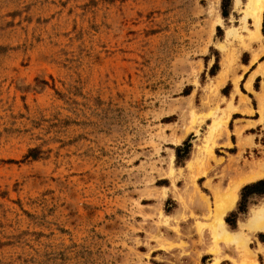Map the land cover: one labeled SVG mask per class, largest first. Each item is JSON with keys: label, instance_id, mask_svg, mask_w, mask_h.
<instances>
[{"label": "rangeland", "instance_id": "1", "mask_svg": "<svg viewBox=\"0 0 264 264\" xmlns=\"http://www.w3.org/2000/svg\"><path fill=\"white\" fill-rule=\"evenodd\" d=\"M247 10L0 0V264H241L214 202L261 173L224 222L264 179V4L257 34ZM249 203L224 228L264 264Z\"/></svg>", "mask_w": 264, "mask_h": 264}, {"label": "bare ground", "instance_id": "2", "mask_svg": "<svg viewBox=\"0 0 264 264\" xmlns=\"http://www.w3.org/2000/svg\"><path fill=\"white\" fill-rule=\"evenodd\" d=\"M263 4H264V0H248L247 15L250 16L253 20L252 24L256 34L260 26ZM260 176L261 173L257 172L256 174L251 175L249 177L240 178L225 193L219 196H215L214 211H215L216 219L214 221V225L219 226L221 228L219 234H217V240L222 241V243L224 244L232 245L239 248L240 250H242L244 256L248 252L246 245L242 243L239 236L236 234L237 232L233 233L224 228L223 216L228 211H231L235 206L239 186L241 184H244L245 182H251L252 180L259 178ZM247 228L249 230L262 231L264 229V221L261 218L254 217L247 224Z\"/></svg>", "mask_w": 264, "mask_h": 264}, {"label": "trees", "instance_id": "3", "mask_svg": "<svg viewBox=\"0 0 264 264\" xmlns=\"http://www.w3.org/2000/svg\"><path fill=\"white\" fill-rule=\"evenodd\" d=\"M222 15L224 17H226V12L222 11ZM257 80H259V79H257ZM228 86L229 85H227L226 88ZM176 156L180 157V153H179L178 148L176 149ZM27 157H31L34 159L35 155H34L33 151H30L28 153ZM253 197H260V198L264 197V179H261V180L255 181L253 183L247 184L240 189L239 200H238V203L236 205L235 211L230 212L224 218V222L230 230H235L237 228L238 220H240L242 217H244L248 214V211H249L248 208L250 205L249 200H250V198H253ZM258 239L261 243H264V234L259 233ZM204 259H205V257L202 258V262L204 261ZM260 263H261V261H260Z\"/></svg>", "mask_w": 264, "mask_h": 264}, {"label": "crops", "instance_id": "4", "mask_svg": "<svg viewBox=\"0 0 264 264\" xmlns=\"http://www.w3.org/2000/svg\"><path fill=\"white\" fill-rule=\"evenodd\" d=\"M261 22V21H260ZM259 28H260V26H259ZM258 32H259V30H258ZM257 32V33H258ZM262 61V60H261ZM261 63V62H260ZM256 69V66H255V68L254 69H252V71L253 70H255ZM257 79H259V80H257ZM257 80V81H256ZM260 84V83H263V87H264V78L262 77V78H260V77H258V76H256L255 78H254V80H253V83L251 84V88H253V90L256 92V93H260V90H258L261 86H258L259 88H254V85L255 84ZM249 87H250V85H248V89H249ZM261 89V88H260ZM242 95H246V93H242ZM247 96V95H246ZM248 97V99H251V97L250 96H247ZM240 220H238V222H237V228H238V225H239V222ZM236 228V229H237ZM235 229V230H236ZM258 232H260V233H264V229L262 230V231H255V233H257V234H259ZM188 243V242H187ZM260 245L261 246H264V243H261L260 242ZM198 250V249H197ZM197 250H195L194 252H193V255H195V252L197 251ZM248 255L249 254H246L245 255V258H244V260L241 262V264H256V261L254 260V259H246L247 257H248ZM203 257H205V259H204V261L202 262V258ZM236 259V258H235ZM212 260H213V256L212 255H208L207 253H205V252H202V254L199 256V262L202 264H205L204 262L205 261H209V262H207V264H212ZM256 260H257V263L258 264H263L262 262L260 263V256H258L257 255V257H256ZM219 264H231L230 263V261L228 260V259H223L222 261H220L219 262Z\"/></svg>", "mask_w": 264, "mask_h": 264}]
</instances>
